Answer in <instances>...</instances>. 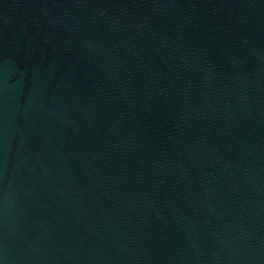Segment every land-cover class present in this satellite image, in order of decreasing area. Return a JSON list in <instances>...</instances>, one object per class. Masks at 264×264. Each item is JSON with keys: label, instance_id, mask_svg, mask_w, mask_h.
I'll return each mask as SVG.
<instances>
[{"label": "water", "instance_id": "obj_1", "mask_svg": "<svg viewBox=\"0 0 264 264\" xmlns=\"http://www.w3.org/2000/svg\"><path fill=\"white\" fill-rule=\"evenodd\" d=\"M0 264H264V0H0Z\"/></svg>", "mask_w": 264, "mask_h": 264}]
</instances>
